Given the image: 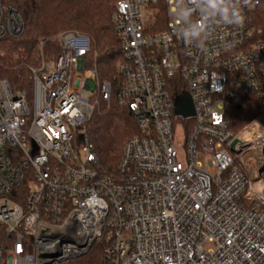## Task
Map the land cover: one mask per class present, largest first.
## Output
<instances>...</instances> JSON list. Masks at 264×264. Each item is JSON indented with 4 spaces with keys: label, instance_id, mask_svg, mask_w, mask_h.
<instances>
[{
    "label": "built area",
    "instance_id": "obj_1",
    "mask_svg": "<svg viewBox=\"0 0 264 264\" xmlns=\"http://www.w3.org/2000/svg\"><path fill=\"white\" fill-rule=\"evenodd\" d=\"M0 2V40L17 39L24 20ZM114 2L113 83L73 31L23 85L0 73V264H70L100 242L101 264H264V129L232 149L228 118L264 111V42H250L264 0ZM175 80L195 116L175 115ZM114 98L142 135L108 175L87 125Z\"/></svg>",
    "mask_w": 264,
    "mask_h": 264
},
{
    "label": "trees",
    "instance_id": "obj_2",
    "mask_svg": "<svg viewBox=\"0 0 264 264\" xmlns=\"http://www.w3.org/2000/svg\"><path fill=\"white\" fill-rule=\"evenodd\" d=\"M14 6L21 14L25 29L17 38L0 40V73L13 85L24 84L27 67L37 65L41 54L51 58L60 53L53 38L63 32H78L92 40V52L97 53L96 65L100 77L113 83L117 76L116 65L122 60L119 40L112 27L114 0H2ZM1 3V2H0ZM254 34L250 42H264V7L253 15ZM41 42H46L40 50ZM174 93L185 91L176 80L171 85ZM264 116L257 101L247 106L235 105L229 111V129L238 133L252 121ZM87 135L92 141L100 161L101 170L115 174L126 142L141 136L137 120L115 98L110 106L102 104L87 125ZM105 244H95L88 255L70 264H101Z\"/></svg>",
    "mask_w": 264,
    "mask_h": 264
},
{
    "label": "water",
    "instance_id": "obj_3",
    "mask_svg": "<svg viewBox=\"0 0 264 264\" xmlns=\"http://www.w3.org/2000/svg\"><path fill=\"white\" fill-rule=\"evenodd\" d=\"M175 115L181 116L183 118H190L195 116V108L193 101L188 93H183L176 96L175 98ZM240 143L239 139L234 140L231 145L232 149Z\"/></svg>",
    "mask_w": 264,
    "mask_h": 264
},
{
    "label": "rangeland",
    "instance_id": "obj_4",
    "mask_svg": "<svg viewBox=\"0 0 264 264\" xmlns=\"http://www.w3.org/2000/svg\"><path fill=\"white\" fill-rule=\"evenodd\" d=\"M176 7L178 8V9H180L181 8V5H180V2L179 1H177L176 2ZM85 95H88L89 96V94H87V93H85ZM254 121H261V124H262V126H261V128H263L264 129V117H262V116H260L258 119H256V120H254ZM253 122V121H252ZM251 122V123H252ZM250 125V124H249ZM248 125V126H249ZM248 126H246L243 130H241L240 132H238V133H234L235 134V136H236V138H238V139H244V137H245V135H246V133L244 132L245 131V129L248 127ZM243 137V138H242ZM235 138V139H236ZM250 153H251V151H247L246 153H245V155H250ZM241 155H242V152H240L239 154H238V156L239 157H241ZM237 156V160L239 159V157ZM239 161V160H238ZM216 175V174H215ZM262 178L264 179V173H263V176H262Z\"/></svg>",
    "mask_w": 264,
    "mask_h": 264
},
{
    "label": "clouds",
    "instance_id": "obj_5",
    "mask_svg": "<svg viewBox=\"0 0 264 264\" xmlns=\"http://www.w3.org/2000/svg\"><path fill=\"white\" fill-rule=\"evenodd\" d=\"M246 2H249V0H246ZM240 20H241V22H242V20H243V17H240Z\"/></svg>",
    "mask_w": 264,
    "mask_h": 264
}]
</instances>
